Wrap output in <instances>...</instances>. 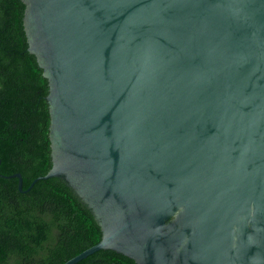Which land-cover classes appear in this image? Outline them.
Returning a JSON list of instances; mask_svg holds the SVG:
<instances>
[{
  "label": "water",
  "instance_id": "1",
  "mask_svg": "<svg viewBox=\"0 0 264 264\" xmlns=\"http://www.w3.org/2000/svg\"><path fill=\"white\" fill-rule=\"evenodd\" d=\"M48 79L52 166L137 264L264 250V0H22ZM260 233V234H259Z\"/></svg>",
  "mask_w": 264,
  "mask_h": 264
},
{
  "label": "trees",
  "instance_id": "2",
  "mask_svg": "<svg viewBox=\"0 0 264 264\" xmlns=\"http://www.w3.org/2000/svg\"><path fill=\"white\" fill-rule=\"evenodd\" d=\"M22 0H0V264H64L97 244L102 230L52 166L48 79L29 50ZM73 264H137L99 249Z\"/></svg>",
  "mask_w": 264,
  "mask_h": 264
},
{
  "label": "flooded vegetation",
  "instance_id": "3",
  "mask_svg": "<svg viewBox=\"0 0 264 264\" xmlns=\"http://www.w3.org/2000/svg\"><path fill=\"white\" fill-rule=\"evenodd\" d=\"M244 218V224L241 226L244 233V264H264V250L256 241L258 235L257 220L254 217L245 216Z\"/></svg>",
  "mask_w": 264,
  "mask_h": 264
}]
</instances>
